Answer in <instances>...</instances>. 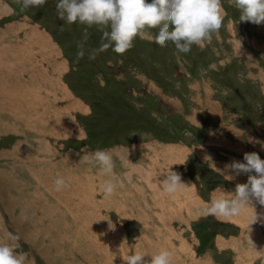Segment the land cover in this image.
Wrapping results in <instances>:
<instances>
[{
	"label": "rangeland",
	"instance_id": "rangeland-1",
	"mask_svg": "<svg viewBox=\"0 0 264 264\" xmlns=\"http://www.w3.org/2000/svg\"><path fill=\"white\" fill-rule=\"evenodd\" d=\"M223 7L203 47L178 53L146 26L126 52L90 59L100 26L60 19L56 0L23 10L0 0V241L30 264H127L161 249L173 264H264L257 198L236 216H196L247 182L226 165L246 152L264 159V23ZM98 149L124 181L111 194L88 155ZM170 168L187 186L171 194L161 184ZM57 176L69 186L57 191Z\"/></svg>",
	"mask_w": 264,
	"mask_h": 264
},
{
	"label": "clouds",
	"instance_id": "clouds-1",
	"mask_svg": "<svg viewBox=\"0 0 264 264\" xmlns=\"http://www.w3.org/2000/svg\"><path fill=\"white\" fill-rule=\"evenodd\" d=\"M46 2L47 0H21V9ZM231 2L239 12L240 21L264 23V0ZM56 7L60 19L86 25L85 33L93 25L103 29L99 48L89 56L90 59H95V51L109 48L117 53L126 52L133 46L137 36L147 35L144 31L146 26L157 29L152 38L158 44L172 42L178 53H187L194 44L203 47L206 41H211L213 34L218 33L221 28L225 14L223 0H56ZM83 55L81 48L78 56ZM88 155L100 164L104 173L109 174L101 187L104 194H111L116 191L117 186L123 185L122 178H113L115 160L110 150L98 149ZM226 168L235 170L237 175L248 173V180L237 184L234 193L223 191L211 199L205 211L216 216L231 217L249 206L250 197H255L264 204V159L257 152L244 153L243 162L233 160ZM161 184L163 191L170 194L179 191L181 187H187L181 174L171 168ZM68 186L69 182L63 176H57V191ZM256 218L255 215V220ZM9 238L12 241L19 240V236L12 233H9ZM146 254L150 255V260L144 259ZM126 261L127 264H173V254L168 249H161L155 254L136 251L129 253ZM0 264L30 262L26 253L16 251V245L0 241Z\"/></svg>",
	"mask_w": 264,
	"mask_h": 264
},
{
	"label": "crops",
	"instance_id": "crops-1",
	"mask_svg": "<svg viewBox=\"0 0 264 264\" xmlns=\"http://www.w3.org/2000/svg\"><path fill=\"white\" fill-rule=\"evenodd\" d=\"M177 194V193H176ZM178 196L179 195H177L174 199H177L178 198ZM139 197H141V198H143V194H140L139 195ZM190 197V199H189V203H187L186 202V204L188 205L187 207H190L191 208V204H193L194 205V203L196 202L197 204L199 203L198 202V200H199V198H195L194 196H192L191 197V195L189 196ZM195 199V200H194ZM191 200V201H190ZM182 207H183V209H185V204H182L181 205ZM207 208V205H205V207H203V214H200V213H197V215L196 216H198V217H203V216H206L207 214H208V212L207 211H205V209ZM161 209V208H160ZM180 209H177L176 211H179ZM161 211V213H162V209L160 210ZM187 213V212H186ZM189 214H190V212H188ZM193 213V212H192ZM159 215H160V213H159ZM124 216L125 217H129V214H124ZM195 216V217H196ZM163 228V227H162ZM159 230H161L160 228H158ZM145 239H147V236H145ZM223 243H221V242H219V245H222ZM175 254V253H174ZM173 259H174V257H173Z\"/></svg>",
	"mask_w": 264,
	"mask_h": 264
}]
</instances>
